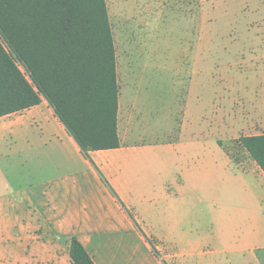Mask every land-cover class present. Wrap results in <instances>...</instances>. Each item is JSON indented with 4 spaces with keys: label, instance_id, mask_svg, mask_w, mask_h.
I'll return each mask as SVG.
<instances>
[{
    "label": "crops",
    "instance_id": "1",
    "mask_svg": "<svg viewBox=\"0 0 264 264\" xmlns=\"http://www.w3.org/2000/svg\"><path fill=\"white\" fill-rule=\"evenodd\" d=\"M118 83L121 144L89 156L46 99L0 117L13 142L0 160V264H72L73 238L95 264H240L264 247L256 161L186 125L170 140L138 134L136 85Z\"/></svg>",
    "mask_w": 264,
    "mask_h": 264
},
{
    "label": "rangeland",
    "instance_id": "2",
    "mask_svg": "<svg viewBox=\"0 0 264 264\" xmlns=\"http://www.w3.org/2000/svg\"><path fill=\"white\" fill-rule=\"evenodd\" d=\"M107 5L118 75L124 73V86L137 89L138 105L131 111L139 123L132 128L147 139L170 140L186 125L193 135L219 138L235 160H254L238 138L264 133V59L258 49L264 45V0H107ZM11 137L0 126L2 162ZM240 261L264 264V247Z\"/></svg>",
    "mask_w": 264,
    "mask_h": 264
},
{
    "label": "trees",
    "instance_id": "3",
    "mask_svg": "<svg viewBox=\"0 0 264 264\" xmlns=\"http://www.w3.org/2000/svg\"><path fill=\"white\" fill-rule=\"evenodd\" d=\"M119 93L107 0H0V117L46 99L89 156L121 144ZM238 142L264 171V133ZM70 254L95 264L77 238Z\"/></svg>",
    "mask_w": 264,
    "mask_h": 264
}]
</instances>
